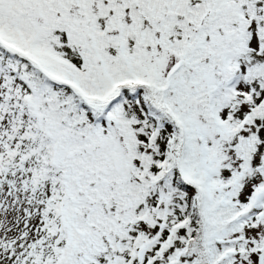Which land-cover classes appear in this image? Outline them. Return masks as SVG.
<instances>
[{
	"label": "snow or ice",
	"instance_id": "1",
	"mask_svg": "<svg viewBox=\"0 0 264 264\" xmlns=\"http://www.w3.org/2000/svg\"><path fill=\"white\" fill-rule=\"evenodd\" d=\"M0 264H264V0H0Z\"/></svg>",
	"mask_w": 264,
	"mask_h": 264
}]
</instances>
